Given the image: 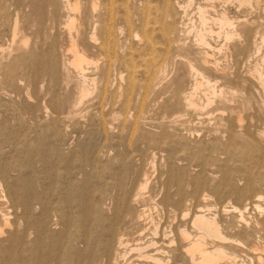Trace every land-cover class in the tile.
<instances>
[{"label": "rangeland", "instance_id": "1", "mask_svg": "<svg viewBox=\"0 0 264 264\" xmlns=\"http://www.w3.org/2000/svg\"><path fill=\"white\" fill-rule=\"evenodd\" d=\"M53 1V16L47 22L44 17L38 29L29 0H0V213L8 212L13 221L0 236V264H68V253L81 247L89 223L98 213L110 217L119 194L131 190L145 173L149 204L170 196L171 190L176 201L180 185L184 196L197 190L222 201L243 186L247 170L255 172L262 162L264 145L257 133H264V90L250 74L253 62L229 59L221 63L223 73H205L216 89L237 90L232 102L215 96L199 110L202 114L186 111L179 91H189L192 78L179 64L182 52L161 43L156 31L148 34L152 41L147 44L135 40L128 22L131 0H106L112 27L108 44L80 42L96 62L86 69L96 83L79 104L78 74L63 69L69 56L63 12ZM90 18L92 25H83L82 36L94 33L98 38L96 16ZM15 19L21 24L13 37ZM263 61L258 64L264 72ZM162 64L165 72L160 73ZM200 93L196 97L203 101ZM229 105L239 106L244 126L249 119L245 133L244 126L233 128L238 134L230 129L234 113L229 114ZM17 241L22 245L13 244Z\"/></svg>", "mask_w": 264, "mask_h": 264}, {"label": "bare ground", "instance_id": "2", "mask_svg": "<svg viewBox=\"0 0 264 264\" xmlns=\"http://www.w3.org/2000/svg\"><path fill=\"white\" fill-rule=\"evenodd\" d=\"M42 1L44 5L41 4ZM102 2L58 0L59 11L63 12L61 23L68 33L65 51L69 56L64 58L63 69L69 71L68 68L78 74L76 83L78 103L85 96L90 95L91 86H95L96 83V79L86 72L88 65L95 66L96 62L89 58L87 50L80 46V42L93 43L94 40L99 39L98 45L103 47L108 44L112 34L111 24L106 20L108 19L107 3L106 0ZM54 3L53 0H38L37 3L35 0H29L31 10L37 17L35 25L38 29L44 24L42 20L44 17V22H47L49 21L47 17L51 14L53 16L54 9L51 6ZM131 9L128 22L135 40L147 44L152 41L151 35L148 34L156 31L161 43H165L168 48L175 46L182 52L178 53L179 64L183 65L192 78L191 89L186 93L179 91V99L186 111L202 114L199 110L210 104L215 96H219V99L223 98V103L236 98L237 90L216 89L217 83L212 82L205 75L208 72L223 73L225 67L221 63L229 59L241 63L253 62L251 69L249 68L250 74L264 90V72L261 69L263 67L260 68V63L258 64V61L264 60V0H131ZM93 16H96L93 24L95 29L99 30L100 37L97 38L93 33L90 37L83 38V25H92L90 17ZM16 19L13 37L17 35V24H21ZM139 28L140 31H138ZM22 31L18 34L19 36L21 34L22 44L27 45L28 39ZM45 62L48 64L46 69H50V60ZM164 70L163 64L158 67L160 73ZM122 74V72L119 73L120 78L123 77ZM199 92L203 101L200 97V99L196 97ZM237 106L229 105V114L234 113L233 124L229 122L230 125L232 124L230 129L233 131L234 127L243 129L244 126V115ZM219 118L221 120L222 117ZM249 122L248 119L247 123ZM229 132L227 131L228 134ZM257 137L260 144L264 145V133L258 132ZM260 152L262 162L255 172L247 170L243 175L245 181V183L242 182L243 186L236 187L231 192L232 197L222 201L221 198L218 201H212V195L204 191L199 193L197 190L195 195L184 196L181 193L182 185H180L177 187L176 194L179 197L176 201L171 199L173 195L171 190L170 196L166 193L162 200L149 204L147 202L150 200V195H144L146 185L149 183H147L148 174L145 173L143 178H138L131 190L119 194L117 206L113 207L110 217L98 213L96 221L89 223L88 228L86 227L88 231L80 240L81 247L79 248L78 244V248L68 253V264H264V149H260ZM136 154L130 157H136ZM255 161L254 163H257ZM135 203L138 204V209L134 206ZM1 211L0 236L6 232V229L12 227L13 222L8 212ZM21 233H25L24 230ZM17 242L13 244L20 246L23 243Z\"/></svg>", "mask_w": 264, "mask_h": 264}]
</instances>
